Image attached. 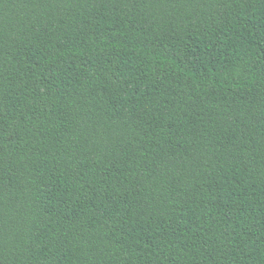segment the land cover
<instances>
[{
  "label": "trees",
  "instance_id": "trees-1",
  "mask_svg": "<svg viewBox=\"0 0 264 264\" xmlns=\"http://www.w3.org/2000/svg\"><path fill=\"white\" fill-rule=\"evenodd\" d=\"M0 264H264V0H0Z\"/></svg>",
  "mask_w": 264,
  "mask_h": 264
}]
</instances>
